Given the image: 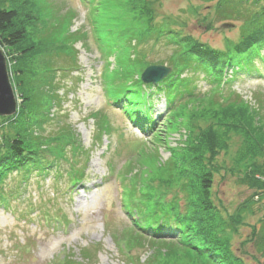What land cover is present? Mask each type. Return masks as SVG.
Wrapping results in <instances>:
<instances>
[{"label": "rangeland", "instance_id": "obj_1", "mask_svg": "<svg viewBox=\"0 0 264 264\" xmlns=\"http://www.w3.org/2000/svg\"><path fill=\"white\" fill-rule=\"evenodd\" d=\"M5 1L16 7L21 4V16L31 11V15L37 12L42 17L26 27L25 45L33 46L32 56H25L24 64L19 65L13 61L14 55H7V69L14 75V67H27L41 79L44 59H52L54 72L50 77L58 104L43 111L50 119L43 126V136L52 139L58 129H69L83 151L75 153L76 163L66 149L71 166L61 163L60 173L48 178L32 173L24 188H17L20 181L16 176L5 179L2 193L8 202L5 207L0 203V264H193L192 255H184L180 249L177 253L168 250L167 245L181 247L170 233L148 236L137 231L122 210L119 179L126 187L131 177L146 179L153 167L169 166L175 149L178 156L188 151L184 141L197 142L196 136L206 130L213 136L205 142L206 146L198 148V153L211 171L210 200L218 211V220L236 227L231 246L237 257L241 256L245 264H264V251L257 245L264 233V174L255 172L264 169V142L256 144L245 138L247 130L241 122L234 121L237 128L218 127V118L213 116L217 114L212 111L217 102L218 108L242 104L248 114L242 109L232 114L248 119L251 111L259 127L255 126L264 133L263 62H256L255 68L241 64L240 75L224 86L222 100L217 89L200 75L192 98H183L180 106L176 105L182 119L175 124L165 123L171 112L165 110L162 92L152 93L151 101L156 100L151 108L152 118L162 115L156 121L159 138L155 139L134 127L121 108L110 105L105 94L109 84L121 77V70L126 66L133 69L143 55L147 67L162 65L172 69L170 58L176 50L166 44V37L157 39L158 43L154 42L155 36H149V40L146 30L167 33L171 29L184 39L188 37V46L199 43L225 53L247 33L252 14L264 12V0H146L143 8H139V0H96L94 6L81 0ZM146 10L153 14L144 15ZM108 21L114 29L109 36L114 35L113 40L120 47L103 51L93 27ZM65 31L72 37L67 42L62 40ZM141 45L143 52L136 54ZM69 46L76 59L75 72L65 53L44 56L49 49L68 53ZM261 53L264 57V48ZM230 76L229 71L228 80ZM12 89L18 106L19 91L13 86ZM199 112H206L208 117L191 120L193 132L188 135L190 128L186 130L184 120ZM6 125L0 119V137ZM81 167V182L73 186L67 175ZM193 181L195 188L197 177ZM200 221L206 229L211 228L209 222Z\"/></svg>", "mask_w": 264, "mask_h": 264}, {"label": "trees", "instance_id": "obj_2", "mask_svg": "<svg viewBox=\"0 0 264 264\" xmlns=\"http://www.w3.org/2000/svg\"><path fill=\"white\" fill-rule=\"evenodd\" d=\"M81 1L92 6L96 4V0ZM145 1L144 3L142 0L138 1L140 3L139 8H143ZM19 5L20 7H16L12 2L8 3L5 0H0V50L5 55V59H7V55L12 54L15 56L14 62L18 61V64H24V57L32 56L34 52L32 45H25L28 33L26 27H28L29 23L33 24L42 17L37 12L31 15V11L21 16L20 10L22 6L21 4ZM142 13L144 14V12ZM150 14H153V12L146 10L144 15ZM43 20L47 23L45 17ZM263 20L264 12L253 13L251 27L246 28L247 33L243 34L239 42L230 46L225 53L210 49L206 45L199 43L188 46V37L184 39V37H180L178 33L171 31V29H168L167 33H165L166 31L161 33L160 31L149 32L146 30V33H149L147 38L155 36L153 38L154 42L158 43L159 40L157 39L166 37V44L172 45L176 50L170 58L172 70L158 84H143L139 77L147 66L145 62L146 56H141V62L138 65H135L131 70L127 66L124 67L121 70V77L115 79L113 84H109L108 90L105 89L110 105L121 108L134 127L144 133L151 134L152 139L159 138L155 126L157 124L156 121L162 115L156 120L152 118L151 108L156 102V100L154 102L151 101L152 93L156 95L162 92L164 96L165 110L171 112V116L168 113L169 119L165 120L167 124H175L174 122L177 119H182V115L179 114L180 111L175 108L180 106L179 102L183 98L188 100L192 98L200 75H203L202 78L205 82L217 89V94L222 100L224 86L232 82L231 78L233 79V77L236 78L240 75L239 67L241 64L251 65L252 67L255 66L256 62H260V64L263 62L264 64V57L261 53L264 48ZM149 21H152L150 17ZM97 24L93 28L102 50H112V48L119 46L113 40L114 35L109 36L114 30L111 27L113 23L108 21L106 25ZM49 32L53 33V31ZM63 38L62 40L65 41L66 39L67 42L72 37L71 34L65 31ZM142 45L138 47L136 54L143 52L141 51ZM67 48L68 53L65 50L54 49V51H51L49 49L44 56L48 57L53 53L56 55L65 53L70 59L71 70L75 72L78 68L75 66L74 51L70 46ZM44 60L46 61L41 79H37L33 75L34 72L29 71L27 67H14V75L11 74L10 69H7L14 90L19 91V96L17 97L19 103L15 115L8 118H0L2 122L7 123L0 137V203L2 207H5L8 202L7 197H5L7 195L2 193L3 184L8 176H16V180L20 181L17 188H24L32 173L41 178L45 176L48 178L50 174H58L60 173L61 163H67L71 166V158L75 159V153L83 151L75 139L76 137L74 138V133H70L69 129H58L55 138L52 139L51 137L43 136V126L50 121L44 112L47 111V107L58 104V98L54 95L53 78L50 77V73L54 72L50 66L52 59ZM229 71L231 72L230 80L226 77ZM28 74L34 77L31 79ZM34 78L36 79L34 80ZM144 88L152 92L148 93L149 91L146 92ZM219 104L220 102L215 104L217 107L213 108L215 110H208L209 112L211 110L216 112L217 115L213 116L218 118V121L216 120L218 127L230 125V127L237 128L239 125L235 124L234 121L237 123L241 122L245 124V131L247 130L245 138L249 139V141L253 139L252 143L255 142L256 144L264 142V133L258 131L259 128L255 126V124L257 125V120L255 121L252 118L254 114L250 110L248 119L232 114L233 111L239 109L246 112L248 110L246 106L237 104L235 107L228 104L226 107L218 108ZM200 112H203V110ZM200 112L197 116L191 113L192 117L184 120L186 121L185 124L187 123L186 130L188 131V128H190L188 135L193 132L191 123H194V121L190 123L191 120H205L204 118L208 117L206 112H204L205 115ZM233 116L235 120H233ZM250 124H254V127H250ZM261 126L264 127V125ZM163 127H165V124ZM59 130H62V133H58ZM262 131L264 132L263 128ZM67 133L68 135H66ZM61 135L62 138H60ZM212 136V132L206 130L196 136L197 142L184 141V147H187L188 151L184 152L183 147H181L182 149L180 150L184 153L178 156L179 154H177L175 149L170 156L169 166L153 167L151 172L145 176L146 179L140 181L131 177V181L129 180L130 185L127 187L122 181L123 179H119L121 207L131 219L132 225L141 234L161 236L165 233H170L171 236H174L181 247L167 245L168 250L177 253L178 249H180L184 255H192L193 264H245V260L241 256L237 257L236 250L233 251L231 246V236L236 227L233 224L223 222L221 219L218 220V211L210 200L211 171L202 163L204 159L198 153V148L206 146L205 142ZM258 147L259 149L262 148L261 145ZM66 149L70 151L71 158L68 156L69 153L65 151ZM153 162L155 161L153 160ZM198 166L200 167L199 170L197 169ZM83 170L84 167H81L78 172L68 173V183L73 186L79 184ZM255 172L257 175L264 174V169ZM194 177L198 179L195 188ZM261 185L264 186V183H261ZM167 196H170V198L165 201ZM200 220L209 222L211 228L206 229L205 225L200 224ZM234 223L236 224L237 221H234ZM158 242L162 243L161 241ZM257 245L260 246L259 250L263 252L264 233L257 239Z\"/></svg>", "mask_w": 264, "mask_h": 264}, {"label": "water", "instance_id": "obj_3", "mask_svg": "<svg viewBox=\"0 0 264 264\" xmlns=\"http://www.w3.org/2000/svg\"><path fill=\"white\" fill-rule=\"evenodd\" d=\"M171 70L162 65L149 66L144 69L139 78L143 84H158L170 74ZM16 112V97L10 83L5 56L0 50V118L12 117Z\"/></svg>", "mask_w": 264, "mask_h": 264}, {"label": "built area", "instance_id": "obj_4", "mask_svg": "<svg viewBox=\"0 0 264 264\" xmlns=\"http://www.w3.org/2000/svg\"><path fill=\"white\" fill-rule=\"evenodd\" d=\"M264 180V179H263Z\"/></svg>", "mask_w": 264, "mask_h": 264}]
</instances>
